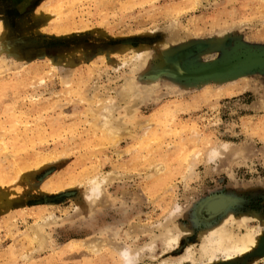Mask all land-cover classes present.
Returning <instances> with one entry per match:
<instances>
[{
    "label": "rangeland",
    "instance_id": "374dc122",
    "mask_svg": "<svg viewBox=\"0 0 264 264\" xmlns=\"http://www.w3.org/2000/svg\"><path fill=\"white\" fill-rule=\"evenodd\" d=\"M0 34V264H264V0H0ZM222 225L255 246L201 258Z\"/></svg>",
    "mask_w": 264,
    "mask_h": 264
},
{
    "label": "bare ground",
    "instance_id": "6f19581e",
    "mask_svg": "<svg viewBox=\"0 0 264 264\" xmlns=\"http://www.w3.org/2000/svg\"><path fill=\"white\" fill-rule=\"evenodd\" d=\"M4 30H5V28H4ZM4 34H5V32H4ZM2 40H3V38H2ZM1 43H2V41H1ZM2 45H4V43ZM2 50H3V46L0 48V51H2ZM246 61L248 62V61H252V60L249 57V58H246ZM110 125L111 124H109V120H106L105 126L107 127V129L109 131H112V129L115 131L116 127L110 126ZM208 202H210V200ZM217 204L218 203L211 204V205H209V207L210 208H216ZM243 222L245 223L246 220L244 219ZM225 223L226 224H232V222L228 219L225 220ZM37 230H38V228H37ZM183 231H184V229L180 228L179 226H176L175 228H173L171 230L164 231L163 234L161 235V239L166 244H173L172 241L176 240L177 237ZM233 234L234 233L231 232V230L228 229L226 225H222L220 228L218 227V228H214L212 230L202 231L201 237H202L203 241H202V245L200 248L201 249V255H200L201 258L205 257L206 255L209 257V259L217 258V256L214 253L216 251H221L223 253V257L228 260V259L234 258L236 255H241V254L248 252L249 250H251L252 247L255 246V244L257 242L256 238L251 233L246 234V235L241 236V237H235V236H233ZM41 237H43V235L40 234V236H39L40 241L38 240L37 242H39V244H41V246H42L44 243H43V239H41ZM94 245H96V244H94ZM150 247H151V245H148V248H150ZM143 251H144V247L136 249L133 253L128 254L126 252L125 263L126 264H133L134 261L137 259V257L139 258L141 256ZM197 259H199V258L194 256V251L188 247L184 254H182L179 258H177L176 260H174L170 264H182V263H185L187 261L197 260Z\"/></svg>",
    "mask_w": 264,
    "mask_h": 264
}]
</instances>
